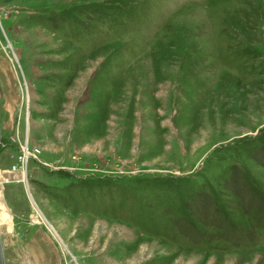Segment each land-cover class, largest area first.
I'll list each match as a JSON object with an SVG mask.
<instances>
[{
    "label": "rangeland",
    "instance_id": "1",
    "mask_svg": "<svg viewBox=\"0 0 264 264\" xmlns=\"http://www.w3.org/2000/svg\"><path fill=\"white\" fill-rule=\"evenodd\" d=\"M5 264H264V0H0Z\"/></svg>",
    "mask_w": 264,
    "mask_h": 264
},
{
    "label": "water",
    "instance_id": "2",
    "mask_svg": "<svg viewBox=\"0 0 264 264\" xmlns=\"http://www.w3.org/2000/svg\"><path fill=\"white\" fill-rule=\"evenodd\" d=\"M0 139H1V132H0ZM0 264H5V262H4L3 248H2L1 241H0Z\"/></svg>",
    "mask_w": 264,
    "mask_h": 264
}]
</instances>
